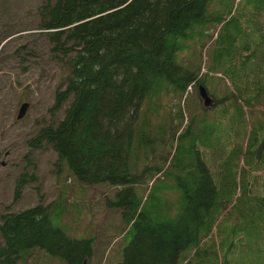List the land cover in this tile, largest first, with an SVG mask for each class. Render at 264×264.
<instances>
[{
  "label": "trees",
  "instance_id": "16d2710c",
  "mask_svg": "<svg viewBox=\"0 0 264 264\" xmlns=\"http://www.w3.org/2000/svg\"><path fill=\"white\" fill-rule=\"evenodd\" d=\"M38 9L34 29L63 71L50 112L62 116L26 146L50 148L58 181L63 173L72 185L0 216V264H28L36 248L88 264L96 238L69 237L54 217L68 213L72 186L97 184L120 187L103 197L122 217L115 264H264V0H43ZM198 85L215 106H203ZM190 88L198 108L187 119ZM168 99L177 112L162 115ZM28 166L17 200L37 181Z\"/></svg>",
  "mask_w": 264,
  "mask_h": 264
},
{
  "label": "rangeland",
  "instance_id": "374dc122",
  "mask_svg": "<svg viewBox=\"0 0 264 264\" xmlns=\"http://www.w3.org/2000/svg\"><path fill=\"white\" fill-rule=\"evenodd\" d=\"M42 1L0 0V41L9 34L22 30L6 38L0 45V216L3 213L31 208L41 200L44 204L49 203L57 199L61 191L70 192L68 186L72 185L70 179L65 184L61 181L65 176L63 173L59 174L60 182L58 181V172L55 170V166L59 165L56 162L58 157L50 148L29 150L26 146V140L36 136L42 124H52L62 116L60 111L52 117L50 109L53 105L54 90L60 83L63 71L55 58L49 55L45 36L34 29L40 23L38 7ZM15 49L22 50L18 55L11 57ZM30 49H35L32 54L36 56L26 55ZM190 56L192 55H184L186 63L189 62ZM200 64L201 74L205 73L210 65L206 53L201 57ZM214 75L219 76L218 73ZM216 88L220 94L225 93L223 85ZM193 94H196V89L190 88L188 96L181 100L182 106L186 104L182 110L187 119L188 114H195L198 108ZM24 101L30 104L29 111L22 119L16 120L17 108ZM165 103L171 106L161 111L162 115H166L169 110L177 112L174 104L178 101L175 103L174 99H168ZM219 153L218 151L214 156ZM29 163H34L36 167L37 181L26 184L21 190L20 199L17 200L14 196L16 183L22 170L31 173ZM171 178L173 177L164 182L166 186L171 185ZM119 188L103 184L94 187L72 186L70 196H64L67 198L64 205L70 208L68 213L64 217H54L56 225L69 237L83 239L88 235L96 238L93 242L98 253L88 264H115L120 261V250L125 244H121L122 236L119 237L122 233V217L115 208L107 211L103 204V197H114ZM138 191L141 194L143 192L140 189ZM154 194L153 198H157L159 190ZM59 210L55 212L58 213ZM28 264L65 262L42 248H36L34 259Z\"/></svg>",
  "mask_w": 264,
  "mask_h": 264
},
{
  "label": "water",
  "instance_id": "95a60500",
  "mask_svg": "<svg viewBox=\"0 0 264 264\" xmlns=\"http://www.w3.org/2000/svg\"><path fill=\"white\" fill-rule=\"evenodd\" d=\"M198 89H199V97L204 104L203 106L206 109L215 106L212 97L209 95L208 89H206L204 85H198ZM29 105L30 104L25 101L19 105L18 112L16 114V120L22 119L27 114V112L29 111Z\"/></svg>",
  "mask_w": 264,
  "mask_h": 264
}]
</instances>
